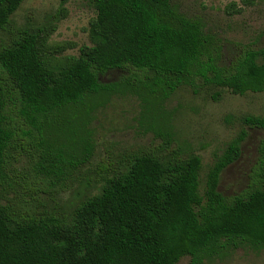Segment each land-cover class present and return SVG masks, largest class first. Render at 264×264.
I'll use <instances>...</instances> for the list:
<instances>
[{
	"label": "trees",
	"instance_id": "16d2710c",
	"mask_svg": "<svg viewBox=\"0 0 264 264\" xmlns=\"http://www.w3.org/2000/svg\"><path fill=\"white\" fill-rule=\"evenodd\" d=\"M67 1L61 0L62 12ZM23 2L0 0V32L9 31ZM92 2V46L81 47L79 56L64 55L69 44L50 43L53 23L22 30L0 49V193L7 200L0 202V264H178L187 256L200 264L232 249L264 248V139L249 190L234 197L219 190L248 129L264 131V116L244 117L245 128L217 157L203 194L201 157L148 151L102 176L101 191L70 216L41 211L40 196L72 190L69 183L93 156V147L77 139L76 110L86 101L120 87L143 91L153 105L183 87L264 93V48L242 46L224 63L203 22L173 0ZM116 69L127 76L104 84L101 76ZM54 132L62 142L50 141ZM20 156L28 167L12 169Z\"/></svg>",
	"mask_w": 264,
	"mask_h": 264
},
{
	"label": "rangeland",
	"instance_id": "374dc122",
	"mask_svg": "<svg viewBox=\"0 0 264 264\" xmlns=\"http://www.w3.org/2000/svg\"><path fill=\"white\" fill-rule=\"evenodd\" d=\"M173 4L181 13L203 22L205 32L222 48L224 63L232 61L242 46L264 48V0H257L250 7L243 6L241 0H173ZM64 10L61 0H24L12 18L9 31L0 32V49L22 30L53 23L55 31L50 43L69 44L72 48L64 55L79 56L81 47L92 46L89 27L96 10L92 0H68ZM126 76L127 72L116 69L102 75L101 81L118 84ZM78 110L77 139L80 143L84 139L93 147V156L69 183L72 190L55 199L40 196L44 204L42 212L70 216L81 200L101 191L102 176L111 177L123 171L131 156L148 151L168 155L175 149L184 156L201 157L203 194L207 174L217 157L245 128L244 117L264 116V93L240 96L215 87L195 93L190 87H183L169 99L153 105L147 102L143 91L120 87L104 99L86 101ZM248 131L240 158L222 173L219 190L226 197L237 196L251 187V174L264 131ZM48 138L63 141L56 132L48 133ZM28 165L29 159L20 156L11 167L23 169ZM0 202H7L1 193ZM178 264L193 263L187 256ZM200 264H264V248L232 249Z\"/></svg>",
	"mask_w": 264,
	"mask_h": 264
}]
</instances>
